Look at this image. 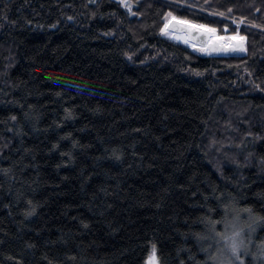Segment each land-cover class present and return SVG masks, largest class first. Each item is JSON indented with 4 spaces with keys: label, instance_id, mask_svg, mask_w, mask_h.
Listing matches in <instances>:
<instances>
[{
    "label": "trees",
    "instance_id": "trees-1",
    "mask_svg": "<svg viewBox=\"0 0 264 264\" xmlns=\"http://www.w3.org/2000/svg\"><path fill=\"white\" fill-rule=\"evenodd\" d=\"M129 2L139 15L0 0V264H147L153 245L159 264H201L211 240L195 234L223 216L220 193L264 217V0ZM225 7L246 18V55L204 57L160 32L172 11L231 35L209 14ZM227 136L225 157L209 141Z\"/></svg>",
    "mask_w": 264,
    "mask_h": 264
},
{
    "label": "snow or ice",
    "instance_id": "snow-or-ice-1",
    "mask_svg": "<svg viewBox=\"0 0 264 264\" xmlns=\"http://www.w3.org/2000/svg\"><path fill=\"white\" fill-rule=\"evenodd\" d=\"M90 3H95V0H89ZM179 5L181 0H176ZM119 3L128 10L132 15H139L140 13L133 12V4L129 0H119ZM183 6L186 8H197L199 7L203 12L208 13L209 9L213 8V5L209 0H203V4H189L187 0H183ZM259 11V9H256ZM212 16L227 17L231 20L237 27L234 28L233 34L231 35H218L217 29L211 27L207 24H199L193 20L177 17L172 11L163 13L162 16V27L160 32L172 39L182 40L186 44H190L193 48H196V44L192 42L193 33L196 36H206L207 39L204 42V46L200 47L198 50L200 52L206 53L207 55L212 54H224L225 56L229 54H240L247 53L248 48L246 47V36H242L239 33L238 26L246 23V18L240 16L238 19L235 17L233 7H225L223 11L212 10L210 13ZM95 13H93V16ZM6 19V17H4ZM69 20L74 19L73 17H68ZM250 23V22H249ZM55 27V25H52ZM264 27V25L259 26ZM227 32V25L222 29ZM111 35L112 33H107ZM128 59H132V56L125 53ZM11 62V57H9ZM247 71V69H245ZM198 75L202 73H197ZM251 74V73H250ZM257 87H259L257 85ZM27 116V113H25ZM12 121H16L17 117L12 116L10 118ZM232 129L233 131H238L232 125L231 119L226 121V130ZM253 136V133L247 132L245 138ZM258 138V137H257ZM225 140L227 143H225ZM225 140H217L213 137L209 141V147L214 148L216 152L222 153L227 157V152L224 151L225 148H231L233 146V138L231 136L225 137ZM240 147V145H235ZM113 154L116 155L115 150ZM252 153H249L250 157ZM119 159V156H116ZM247 160V157H246ZM264 162V161H262ZM5 173L8 172L7 169L3 170ZM216 199L220 202L223 208V216L220 219H211L210 217H205L201 223L205 225L207 229L206 234H195L197 240L208 241L211 240L214 243H209L208 247H202L200 251L203 253V260L201 264H256L259 260L264 264V239L259 241L253 240V235L256 232V226L264 223V217H255L250 208H237L235 198L230 195H225L220 193ZM29 203H31L29 201ZM28 212L27 215H32L34 212ZM241 213L248 214V221L244 224H240ZM231 217V218H229ZM31 247V245H29ZM255 248V251H253ZM153 254L150 258L152 264H158L155 259L156 246H152ZM190 259H192L190 257Z\"/></svg>",
    "mask_w": 264,
    "mask_h": 264
},
{
    "label": "water",
    "instance_id": "water-1",
    "mask_svg": "<svg viewBox=\"0 0 264 264\" xmlns=\"http://www.w3.org/2000/svg\"><path fill=\"white\" fill-rule=\"evenodd\" d=\"M115 3L119 4L123 9H125L120 3H119V0H114ZM193 35V43L196 44V48H193L194 52L196 53H202V55L204 57L206 56H210V57H225L224 54H212V55H207L206 53H203V52H200L198 49L200 47H203L204 46V42L206 41L207 37L206 36H196L195 33L192 34ZM243 55H246V53H240L238 55L236 54H229L227 56H243Z\"/></svg>",
    "mask_w": 264,
    "mask_h": 264
},
{
    "label": "rangeland",
    "instance_id": "rangeland-1",
    "mask_svg": "<svg viewBox=\"0 0 264 264\" xmlns=\"http://www.w3.org/2000/svg\"><path fill=\"white\" fill-rule=\"evenodd\" d=\"M218 34V33H217ZM219 35V34H218ZM163 36L165 37V38H167V39H170L171 41H174V42H177V43H179V44H183L184 46H186V47H188V48H190V49H192L193 47L190 45V44H186V43H184L182 40H175V39H172V38H170V37H168V36H166V35H164L163 34ZM192 42H193V40H192ZM231 218V217H230ZM246 221H248V214L247 213H244V215H242V217L240 218V221H239V223L242 225V224H244ZM254 241H255V239H253ZM210 243H214L213 241H210ZM253 251H255V248H253ZM152 257V256H151ZM150 257V258H151ZM148 259V261H147V264H152V261H151V259ZM155 259H156V261L158 262V258H157V256L155 255ZM159 264V263H158ZM249 264H251V261H249ZM256 264H262V262L261 261H257L256 262Z\"/></svg>",
    "mask_w": 264,
    "mask_h": 264
}]
</instances>
